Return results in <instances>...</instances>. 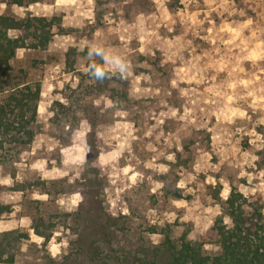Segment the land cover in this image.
I'll use <instances>...</instances> for the list:
<instances>
[{
    "label": "rangeland",
    "instance_id": "374dc122",
    "mask_svg": "<svg viewBox=\"0 0 264 264\" xmlns=\"http://www.w3.org/2000/svg\"><path fill=\"white\" fill-rule=\"evenodd\" d=\"M0 14L58 20L46 50L11 64L40 95L36 121L12 131L20 143L0 134V264H59L90 192L126 250L158 243L152 229L209 237L229 223L231 189L264 212V0L0 2ZM90 42L121 53L126 76L86 75Z\"/></svg>",
    "mask_w": 264,
    "mask_h": 264
},
{
    "label": "trees",
    "instance_id": "16d2710c",
    "mask_svg": "<svg viewBox=\"0 0 264 264\" xmlns=\"http://www.w3.org/2000/svg\"><path fill=\"white\" fill-rule=\"evenodd\" d=\"M39 1L0 0L16 7ZM57 21L55 17L31 14L22 18L0 14V134L4 138L12 137L14 143L20 142L13 132L22 133L36 121L40 87L16 76L11 64L17 50H46L54 29H58ZM26 135L31 136L28 132ZM93 194L86 196L89 205L84 213L80 209L73 215L75 225L84 228L72 244L74 252H69L59 264H264V212L234 189L223 204L229 223L216 220L209 237L201 234L192 238L184 233L172 239L169 228L152 229L149 233L161 237L158 243L128 250L113 247L118 239L114 231L116 220L108 215L100 216L101 208L97 209L100 204ZM207 245L213 250L206 252ZM52 261L49 262L54 264Z\"/></svg>",
    "mask_w": 264,
    "mask_h": 264
},
{
    "label": "clouds",
    "instance_id": "9594fccd",
    "mask_svg": "<svg viewBox=\"0 0 264 264\" xmlns=\"http://www.w3.org/2000/svg\"><path fill=\"white\" fill-rule=\"evenodd\" d=\"M83 71L93 80H104L113 76L124 77L129 71V62L118 51L99 42L86 45Z\"/></svg>",
    "mask_w": 264,
    "mask_h": 264
},
{
    "label": "crops",
    "instance_id": "0c3cea01",
    "mask_svg": "<svg viewBox=\"0 0 264 264\" xmlns=\"http://www.w3.org/2000/svg\"><path fill=\"white\" fill-rule=\"evenodd\" d=\"M19 18V17H18Z\"/></svg>",
    "mask_w": 264,
    "mask_h": 264
}]
</instances>
